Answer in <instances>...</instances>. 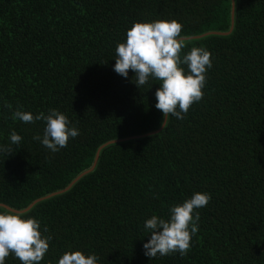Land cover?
Instances as JSON below:
<instances>
[{"label":"trees","instance_id":"16d2710c","mask_svg":"<svg viewBox=\"0 0 264 264\" xmlns=\"http://www.w3.org/2000/svg\"><path fill=\"white\" fill-rule=\"evenodd\" d=\"M233 30L185 41L210 52L203 96L158 134L107 146L95 169L24 213L51 236L39 264L65 250L98 264H264V0H234ZM232 0H0V204L22 211L90 170L99 149L158 131V81L137 88L113 70L134 21L176 20L181 35L228 33ZM133 78V80H132ZM10 105L11 107H8ZM55 108L79 134L53 153L33 140L44 122L13 120ZM207 192L187 254L150 258L146 218ZM5 264H20L9 254Z\"/></svg>","mask_w":264,"mask_h":264},{"label":"clouds","instance_id":"9594fccd","mask_svg":"<svg viewBox=\"0 0 264 264\" xmlns=\"http://www.w3.org/2000/svg\"><path fill=\"white\" fill-rule=\"evenodd\" d=\"M185 40L186 37L181 35V25L176 20L134 21L126 30L124 40L115 47V73L126 78L131 69L137 88L150 80L158 81L154 107L162 114V129L167 126L170 115L183 119L190 106L201 100L205 74L212 67L210 52L204 47H190L181 55ZM11 117L22 123L43 121L42 135H34L33 140L53 153L79 134L67 116L55 108L49 109L46 114L35 115L17 108ZM21 139L12 130L8 144H0V154L11 153V146H18ZM210 199L207 192H194L190 198L171 205L167 218L155 214L146 218L143 229L149 238L142 244L144 255L150 258L172 253L186 255L191 239L198 231L199 212L195 209L206 206ZM46 231V228L41 229L40 221L35 217L0 205V264H5L9 254L20 264H39L51 240V236L42 234ZM98 260L95 253L69 249L59 255L56 264H98Z\"/></svg>","mask_w":264,"mask_h":264},{"label":"water","instance_id":"95a60500","mask_svg":"<svg viewBox=\"0 0 264 264\" xmlns=\"http://www.w3.org/2000/svg\"><path fill=\"white\" fill-rule=\"evenodd\" d=\"M232 3H233V8H232V26H231V29H230V31H229L228 33H208V34H205V35L200 36V37L186 38L185 41H187V40L200 39V38H203V37H206V36H210V35H220V36H226V35H229V34L232 32V30H233V20H234V14H235L234 0H232ZM162 130H163V129L160 128L158 131L153 132V133H150V134H147V135H144V136H140V137H132V138H128V139L112 141V142H110V143H108V144L102 146V147L99 149V151H98V153H97V155H96V159H95L94 165H93V167H92L90 170H88V171L82 173L81 175H79V176H78V177H77V178H76V179H75V180H74V181H73V182H72V183H71L66 189H64V190H62V191H60V192H57V193L51 194V195H49V196H47V197H45V198H42V199H40V200H38V201H35V202H34L33 204H31L27 209L22 210V211H20V212H22V213H26V212H28L29 210H31V209H32L37 203H39V202H41V201H43V200L49 199V198H51V197H53V196H56V195H59V194H62V193H65V192L69 191V190L72 188V186H74V185H75L80 179H82L84 176H86L87 174H89L90 172H92V171L95 169V167H96V165H97V162H98V160H99V156H100V152H101V150H103V149L106 148L107 146H110V145H113V144H118V143H123V142H127V141H131V140H136V139H140V138H144V137H148V136H150V135H155V134L160 133ZM0 205H2V204H0ZM3 206L9 208L8 206H5V205H3ZM9 209H11V208H9ZM11 210H14V209H11ZM14 211H17V210H14Z\"/></svg>","mask_w":264,"mask_h":264}]
</instances>
